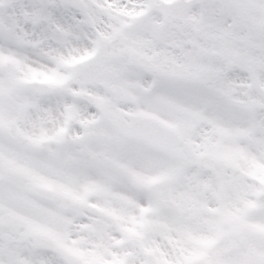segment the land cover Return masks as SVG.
<instances>
[{
    "label": "snow or ice",
    "instance_id": "snow-or-ice-1",
    "mask_svg": "<svg viewBox=\"0 0 264 264\" xmlns=\"http://www.w3.org/2000/svg\"><path fill=\"white\" fill-rule=\"evenodd\" d=\"M0 264H264V0H0Z\"/></svg>",
    "mask_w": 264,
    "mask_h": 264
}]
</instances>
